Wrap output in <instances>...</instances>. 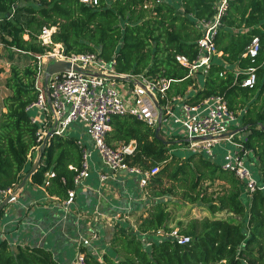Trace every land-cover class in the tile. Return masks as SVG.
<instances>
[{
  "label": "trees",
  "instance_id": "1",
  "mask_svg": "<svg viewBox=\"0 0 264 264\" xmlns=\"http://www.w3.org/2000/svg\"><path fill=\"white\" fill-rule=\"evenodd\" d=\"M98 2L91 6L80 0H0V45L9 62L0 112V189L20 183L39 146L40 126L27 107L38 93L36 55L50 48L39 40L43 27H54L52 41L60 43L65 54L94 53L112 62L118 74L170 80L165 97L157 94L161 107L165 98L181 97L192 104L222 96L227 107L239 113L238 127H246L234 139L244 133V146L255 158L253 173L264 183V0H227L213 36L216 53L206 72L191 74L190 66L176 56L189 62L196 59L202 23L213 20L220 0ZM255 36L257 55L243 56ZM249 68L255 81L244 86ZM154 129L128 113L112 116L107 144L116 147L134 141L132 153L125 156L127 163L142 170L158 166V171L143 187L151 200L148 207L136 215L134 224L123 216L114 224L109 249L100 258L82 245L85 264H264V190L246 192L244 183L222 168L218 157L200 152L184 155L173 146L180 135L160 129L166 144L155 137ZM80 163L77 139L53 134L31 183L43 185L46 173L53 171L45 190L64 199ZM187 203L208 214L177 218L170 207L179 209ZM3 213L1 209L0 219ZM173 230L189 240L177 243L169 235ZM0 264L61 263L46 247L12 245L1 237Z\"/></svg>",
  "mask_w": 264,
  "mask_h": 264
},
{
  "label": "built area",
  "instance_id": "2",
  "mask_svg": "<svg viewBox=\"0 0 264 264\" xmlns=\"http://www.w3.org/2000/svg\"><path fill=\"white\" fill-rule=\"evenodd\" d=\"M80 1L91 6L99 3L98 0ZM226 3L227 0H220L217 14L213 20L202 23L204 33L198 40L199 51L196 59L189 62L183 55L176 56L177 61L190 66V74L202 69L203 72H206L211 57L216 53L213 36L220 24L219 18L225 10ZM53 30L54 27H43L40 31L39 40L43 44L49 45L50 48L44 53L36 55L35 87L38 93L36 99L27 107L29 111L37 109L39 112L32 116L33 120L40 126L36 133L39 145L46 136L67 135L72 124L81 123L92 142V148L98 153L104 165L112 171L125 170L138 175L139 183L141 187H144L149 176L158 171V166L149 170L130 166L125 160V156L132 153L134 146L130 143L116 147L110 146L106 142V134L110 129L113 115L128 113L144 120L153 128L157 126L160 118L161 126L169 127L172 123H176L183 127L187 139L190 140L188 149L192 152H200L206 157L216 158V153L213 150L215 146L225 143L231 144L232 149L223 153L222 168L233 171L244 183L246 192L250 193L257 189L264 190V183L259 182L253 173L254 170H251L253 166V160L250 157L252 152L244 146L246 138L242 136L234 139L238 132L228 134L236 129L230 130V124L231 122H238L239 113L230 110L222 96L211 95L192 104L184 102L181 97H172L171 100L165 98V103L162 107L159 105V109L149 93L153 94L156 100L158 93L161 98H164L170 80L160 79L155 82L142 76L129 75V82L133 83V86L130 93L125 95L121 93L118 87L119 83L116 80L94 74V72L118 74L113 69L112 62H107L94 53L65 54L60 43H53L51 38ZM258 48V37L255 36L243 56L255 57ZM59 59L89 68L91 72L82 73L69 70L52 74L47 84L52 104L51 109L42 83L43 71L48 63ZM249 71L251 73L244 79V86H252L255 81L253 68H249ZM40 115L41 117H38ZM77 145L81 153V163L78 173L73 179V187L67 191V197L64 200L66 204H71L74 201L75 188L89 176L87 160L90 150L79 139H77ZM46 176L45 185L48 184V179L54 176V172L49 171ZM102 177L105 178L104 175ZM44 184L39 186L45 189ZM16 187L0 189V202L7 197L9 203L16 201L17 195L14 194ZM169 235L179 244L189 240V237L178 234L176 230L171 231ZM97 237L96 233L84 237L80 245H88L91 240ZM75 263L85 264L82 252L77 254Z\"/></svg>",
  "mask_w": 264,
  "mask_h": 264
},
{
  "label": "crops",
  "instance_id": "3",
  "mask_svg": "<svg viewBox=\"0 0 264 264\" xmlns=\"http://www.w3.org/2000/svg\"><path fill=\"white\" fill-rule=\"evenodd\" d=\"M6 76L7 72L0 74V112L4 110L2 98L7 94L3 86ZM119 84L121 93L128 95L133 83L119 81ZM160 129L170 133L169 127L162 125ZM67 135L81 140L90 150L87 160L89 176L75 188L74 201L66 204L65 198L49 195L44 188L31 183L29 177L17 194L16 201L8 203L4 208L0 219V238L6 237L12 245L46 247L52 250L61 264H76V256L84 237L97 234L98 237L91 240L87 249L100 258L109 249L108 240L114 224L120 221L121 214H125L123 217L138 215L148 207L151 200L145 195L138 175L125 170L112 171L104 165L98 153L89 148L92 147V142L84 125L72 124ZM243 135L244 133H240L239 137ZM129 143L135 145L134 141ZM216 147L221 151V145ZM37 154L38 147L30 158L29 170L33 167ZM219 154L220 152H216V157ZM250 157L255 159L253 155Z\"/></svg>",
  "mask_w": 264,
  "mask_h": 264
},
{
  "label": "water",
  "instance_id": "4",
  "mask_svg": "<svg viewBox=\"0 0 264 264\" xmlns=\"http://www.w3.org/2000/svg\"><path fill=\"white\" fill-rule=\"evenodd\" d=\"M69 70H73L76 72H91L89 68H85L83 66H79L76 63H72L68 60H63V59H59V60H55L53 62H50L46 65V67L44 68L43 71V86H44V90H45V94L47 96V102L49 104V106L52 109V104H51V99L49 97V89H48V79L49 77L54 74V73H59V72H65V71H69ZM93 73V72H92ZM94 74L96 75H104L107 78L116 80V81H130V76L129 75H125V74H102L100 72H94ZM152 97V99L155 102V105L157 106V108L160 109L158 101L156 100L155 96H153V94L149 93ZM161 115V113H160ZM161 128V119L159 118L158 124L154 129V135L155 137L161 139L162 141H164V143L168 144L169 141L165 140L163 138L160 137L159 135V131ZM244 129H246V127H238L236 129H234L232 132H229L228 134H233L236 132H240L243 131ZM49 135L46 136L43 140V142L39 145L38 147V154H37V158L36 161L33 165V167L23 176V178L21 179L20 183L17 185L14 194L17 195L19 193V191L22 189V187L24 186L26 180L31 176V174L39 167L40 161H41V157L43 154V151L47 145V141L49 139ZM9 203V198H5L2 202H0V210L4 209V207Z\"/></svg>",
  "mask_w": 264,
  "mask_h": 264
},
{
  "label": "rangeland",
  "instance_id": "5",
  "mask_svg": "<svg viewBox=\"0 0 264 264\" xmlns=\"http://www.w3.org/2000/svg\"><path fill=\"white\" fill-rule=\"evenodd\" d=\"M23 61L24 60H19V63H22ZM8 70H9V62H8V59H7V53H6V50L3 49V46L0 45V74L2 72H7V74H8ZM124 82H126V81H124ZM117 83H119V81H117ZM118 87L120 88V84H118ZM0 107H1V105H0ZM176 112L178 113L177 110H176ZM30 113L32 114V116H35L39 112H38L37 109H32V110H30ZM238 125H239L238 122H231L230 130L234 129V128H238ZM169 128H170V132H172L171 134L180 135V137L176 138V141L173 144V146L175 148H177V150L180 151L184 155L192 153V151L190 149H188V146L190 144V140L187 139V135H186L183 127L180 124L172 123L169 126ZM166 135L168 136L170 134H165V136ZM236 137L239 138V134ZM88 146H90V145H88ZM89 148L92 149L91 146ZM220 148H221V151H219V149H217V147L216 148L214 147L213 150H214L215 153L216 152H218V153L220 152L218 160L220 162H222L223 153L225 151H227L228 149H232V146L229 143H225V144H222ZM251 170H253L252 167H251ZM170 208H172V210H173V212H174V214L176 215L177 218L180 217V218H183V219L187 218L185 216H188V217H203L204 215L208 214L204 210L200 209V207H198V206H194L193 207L189 203H187L186 206L185 205L181 206L179 209H176L175 207H170ZM186 213L188 215H186ZM122 215H125V214H121V217H122ZM132 215L125 216V218L129 219L130 223L131 222L134 223L137 214H132ZM130 216H132V217H130ZM172 225H174V223H172Z\"/></svg>",
  "mask_w": 264,
  "mask_h": 264
}]
</instances>
